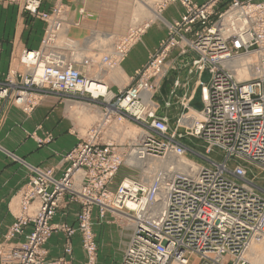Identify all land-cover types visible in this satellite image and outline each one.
I'll return each mask as SVG.
<instances>
[{
    "label": "built area",
    "instance_id": "built-area-1",
    "mask_svg": "<svg viewBox=\"0 0 264 264\" xmlns=\"http://www.w3.org/2000/svg\"><path fill=\"white\" fill-rule=\"evenodd\" d=\"M171 2H180L185 7L181 19L168 25L173 36L160 44L144 68L136 71L133 83L109 104L100 121L86 129L87 139L67 152L64 160L68 165L62 176L56 178L53 168L29 166L31 176L21 190L20 212L11 231L7 232V238L24 234L26 240L12 264H42L46 254L44 244L56 231H62L66 241L80 232L87 264H95L97 246L91 230L94 206L100 216L106 212L116 213L132 225L121 264H249L244 255L264 220V194L258 193L256 185L246 178L245 168L241 165L229 168L227 160L235 157L264 170V93L257 90L255 83L236 80L219 61L239 52L256 51L264 56V3L234 0L215 23L208 24L213 0L204 4L192 0H159V7ZM40 3V0H27L25 10L42 18L49 17L38 11ZM60 26L59 19L52 18L41 47L23 49L22 66L26 65V52L32 51L35 55L33 65H29L31 71L19 74L26 76L23 82L10 76L8 82L0 81V102L8 99L10 104L30 112L38 98L48 92L86 93L90 92V82L99 83L70 66V62L63 61L64 56L59 51L62 47L55 44ZM140 33L138 28L131 31L116 44V52L123 56ZM189 33L194 34V39L187 37ZM176 34L180 41L175 38ZM176 44H180L182 53L188 49L195 51L197 58L192 64L199 75L208 73L207 82L198 81L200 106L190 108L188 100L183 104L188 112L193 108L198 116L183 113L177 125L205 139L207 147L223 149L225 159L215 166L197 164L189 171H164L165 175L147 184L137 181L127 182V185L122 181L115 192H110L107 183L131 153L144 148V154L138 157H161L165 152V155L171 152L179 155L185 151L174 134L164 143L146 133L136 142L135 151L130 147L119 150L115 142L102 144L101 138L107 123L111 122L112 112L117 116V112L129 111L136 118H149L151 131L166 132V121L155 117V110L151 113L141 93L152 91L157 80L165 75V58ZM46 48H50L51 53L45 52ZM120 58L114 55L103 61L113 64ZM40 65L43 69L45 65L48 77L39 76ZM13 75L18 76L15 72ZM28 75L31 76L28 78ZM130 106L139 109L131 111L127 108ZM183 122L189 126L181 124ZM65 193L70 201L78 200L81 204L76 215L77 227L52 223ZM125 198L134 202L135 208L126 206ZM154 205H160L157 214L151 213ZM29 226V231L25 232ZM64 251L71 254L69 243ZM2 253L3 248H0V255ZM53 264L72 263L68 258H61Z\"/></svg>",
    "mask_w": 264,
    "mask_h": 264
},
{
    "label": "crops",
    "instance_id": "crops-1",
    "mask_svg": "<svg viewBox=\"0 0 264 264\" xmlns=\"http://www.w3.org/2000/svg\"><path fill=\"white\" fill-rule=\"evenodd\" d=\"M104 1L43 0L40 9L49 11L57 2L63 3L67 8L66 35L78 40L80 49L83 48L88 52L94 44L102 46L99 41H91L90 38L100 34L109 38L113 34L116 35L117 31L121 32V20L117 23L115 14L108 13V6ZM201 1L204 0H199ZM182 11L183 8L179 4H170L162 11V17L170 22L179 18ZM44 28L43 20L24 12L18 0H0L1 73L8 71L9 60L13 61L15 57H18L22 49H36L40 46ZM166 33L165 23L151 22L140 40L133 45L118 66L114 68L104 66L105 68H102L97 76H104L103 81L108 89L115 93L129 86L135 71L146 63L149 54ZM106 44V47H110L114 43L108 41ZM196 55L192 49H188L183 54H180L177 49L169 52L165 59V77L157 83L152 96L159 107L168 105L167 102L170 100L177 104L180 100L179 96H188L189 104L192 103L195 107L200 106V101L194 102L193 97L198 89L200 76L203 74L195 75L190 68L191 60ZM195 76H198V79ZM90 102L92 100H77L76 96L72 95L48 94L34 107L29 116L15 106H8L5 102L0 105V242H7L6 233L15 221L19 209L18 192L27 181L28 166L52 167L56 178L62 176L67 166V162L63 160V154L78 142L81 136L79 128H82L86 115L89 114L90 109L92 110ZM101 104L93 103L100 110L102 109V113L109 108V102ZM178 108L174 110L175 113L177 111L179 113L180 108ZM165 114L166 112L162 115L167 117L168 115ZM32 132L35 133L34 137L28 135ZM47 133L50 134L51 140L38 145L36 137H43ZM66 198L60 203L52 223L75 226L79 205ZM91 228L97 246L96 264H121L132 232L131 223L112 212H106L100 216L98 209L94 207L91 213ZM29 229L30 226L25 232ZM24 239V234L14 238L20 241ZM65 243L71 246L72 264H82L78 232L74 233L68 241L62 231L52 233L45 243L47 257L69 259L70 255L65 254L64 251ZM3 261L4 259H1L0 264H4Z\"/></svg>",
    "mask_w": 264,
    "mask_h": 264
},
{
    "label": "rangeland",
    "instance_id": "rangeland-1",
    "mask_svg": "<svg viewBox=\"0 0 264 264\" xmlns=\"http://www.w3.org/2000/svg\"><path fill=\"white\" fill-rule=\"evenodd\" d=\"M26 1L27 0H18L22 10L24 12L30 14L33 17H36V18H39V19L43 20V22L45 23V28H44V32H43V37H42L41 43H42L44 37L46 36V32H47V29H48V26H49V23H50L51 19L52 18L57 19V20L59 19V24L61 23V26H60L59 31L57 33V36H56V39H55V41H56L55 44L58 47H62V48L59 49V51L64 56V60L63 61H66L67 63L70 62V66H72L73 68H76L81 73L85 74L87 78H91V79H93L95 81L99 80L101 82L100 84H103L104 86L106 85V83L103 81V80H105L104 76H97L99 71H101L102 68H105L104 66H108L110 68H114L115 66H118V64L126 56V54L133 47V45H135L140 40V38L142 37V34L144 33L145 29L149 26V24L151 22L160 21L162 23H165V25L167 27V33L158 42V45L156 46V48L149 54L147 61L149 60V58H150V56L152 54H155V52L157 51V49L159 48V46H160V44L162 42H164L166 40L168 41V39L173 36V34L169 30V26L168 25L170 23L172 24V22H174V21H179L181 19L182 14L185 12V7L180 2H175L176 4H179L180 6H182L183 11L180 14L179 18L168 22L167 20H165L162 17V11L168 5L175 4V3H167L164 6L159 7V0H146V2L150 1L151 3H153V5L156 7V10L159 13V16H161L160 18L152 19V18H147L148 17L147 15L141 14L140 12H138V10L135 11V7L133 6L135 0H123V1L122 0H105L104 3H106L107 6H108V8H107L108 13L112 12L113 15L115 14L117 23H118L119 20H121V25H120L121 26V30H120L121 32L117 31L116 35L113 34V35L109 36V38H107L106 36H102L101 34L90 38L91 41H95V42L99 41L100 44H102V46H99L98 44H94L92 49L87 52L83 48L80 49V47L78 45V40L76 41L75 39H72V38L68 37L65 34V31L63 32V30H62V29H64V30L66 29V13H67V8L65 7V5L63 3L57 2L56 4L53 5L51 10H49V11L41 10L40 6H39L38 11L42 12L43 14H45L47 16H49L51 18L50 19L49 17H47V18L43 17L42 18L39 15H36V14L33 15L30 12H28L27 10H25ZM40 1L42 2L43 0H40ZM160 1H162V0H160ZM192 1L197 3V4H204V3H208V2H210L212 0H204V1H201V2H199V0H192ZM213 1H214V3H213L214 5L212 7L213 13L209 17L208 24L215 23L218 20L219 14L221 12H223L224 10H227L228 7L230 6V4L233 3L234 0H213ZM240 1H249V2H254V3L263 2L264 3V0H240ZM40 5H41V3H40ZM52 13H53V16H50V14H52ZM137 28L141 29V33L137 34L138 37L136 38V40L131 45L128 46V48H127L126 52L123 54V56H121L120 52L118 53L119 56H117L116 50L118 51V48H115V47H117L116 44L118 42H121V40L123 38H125L126 36H129L130 32L134 31ZM61 32H63L64 36L63 35L60 36ZM187 37L190 40H192V39H194V34L193 33H189V34H187ZM175 38L178 39V41H180L179 38H178V34L175 35ZM108 41L113 42L114 44H112V46H110V47H106V45H107L106 43ZM41 43H40V46L38 48L41 47ZM0 48H1V43H0ZM38 48H36V49H38ZM172 49H177L180 54H183L181 52V50H180V44L174 45L169 50V52ZM254 49H257V48H254ZM32 50H34V49H32ZM22 51H23V49L21 50L19 56L15 57L13 61H12V59L9 60V62L7 64V68H9V69H8L7 72H5V73H1L0 72V81L1 82H4V83L8 82L9 81L8 80L9 76H10V78H14V80H16L18 82H21V81L23 82V80L25 79L26 76H21V75L25 74L27 71L28 72L26 74H28L31 71V70H29V68H30L29 65L26 64V65L22 66V61H21ZM44 51L51 53V49L50 48H46ZM169 52H168V54H169ZM250 52L252 54H250L247 57L250 59V68L252 69V72H253L252 76L249 77V78L240 80L237 76H235L233 71H231V72L234 74V77L237 78V80H239L241 82H246V81L248 82L249 81V82L257 84L258 85L257 86V90L264 93V67H263L264 60L261 59V58L259 59V57L257 56L258 53L254 52V51L253 52L250 51ZM241 53H243V56L242 57H241V55H240V57L238 56V59H242V58L245 57V55L249 54L248 52H247V54L244 53V52H239L238 54H241ZM113 54L116 57H122V58H120L121 60H118V61H116L113 64H108L107 62L103 61L106 57L114 56ZM195 58H197V55H196ZM194 59L191 60L190 68L193 70L195 75L197 74L199 76L198 70L192 64V61ZM147 61L141 67H139L137 70H140V69L144 68L146 66V64H147ZM233 61L236 62V60H233ZM63 63L65 64V62H63ZM230 66H231L232 69H236L232 65H230ZM43 67H44V69L46 68L45 65H43ZM164 68L166 70L165 61H164ZM34 71H36V70H34ZM136 71H135V74H136ZM14 72L18 76L13 75ZM235 72H236V70H235ZM19 74H21V75H19ZM202 74L203 75L200 76L201 80L204 81V82H207L208 73L207 72H203ZM29 76H31V75H28L27 77L29 78ZM198 76H195V77H197V79H198ZM134 77L135 76H133L132 78H134ZM164 77H165V75L157 80L156 86H157V83ZM133 81H132V83H133ZM129 86L121 88L117 93H115V92H112L110 89H108V87L106 85L105 92L103 93L104 95L103 94H99L96 97H93L90 92H86V93L78 92V93H74L72 95V96H76L77 100H81V101H84L86 99H89L90 101L92 100V102H90L91 103L90 106L92 107V110L90 109L89 114L86 115V119H84V121H83L84 124H83L82 128L81 129L79 128L81 136L79 137V140H78L77 143H79L81 140H86L87 139V137L85 136L86 129L91 127V126L96 125L100 121V119L102 118L103 113H105L104 111L101 113L102 109L100 110L99 107L97 105H93V103H98L99 104V102H100V104L101 103H105L106 104L107 102H109V104L112 105L113 102H115L118 99V97H119L118 95H120V92H123V91L127 90L126 88H128ZM156 86H155V88H156ZM155 88L152 91H150V93H151V96H150L151 103H150V101H149V103L145 102L146 101V96L143 97V103L145 102L146 104H148L150 106L151 113L155 110V112H154V116L155 117L161 118V119L166 121V124H167L166 132L164 134H160V133H157V131H151L150 128H149V125H150L149 124V122H150L149 118H136V116L133 115V113H131L129 111H123L124 114H122L120 112H117L118 113L117 116L112 112L111 122L107 123L105 131L103 130V132L101 133L102 134V137H101L102 138V144H107L109 142H115V143L118 144V148H120L119 150H122L124 147H126V148L130 147L132 151L133 150L135 151V149L138 147L136 142L139 140V138L141 136H144L143 135L144 133L152 134L154 136V138H156L158 141L164 142V143L167 141V137H171V135L174 134L175 135L174 136L175 139L178 140L180 143H182L184 145V147H185V151L181 155H177L176 157L184 158V159L190 161L191 163H194L195 166H197V164L206 165V166H215V163H220V162L224 161L225 152L223 151V149H221L218 146L213 147L212 149L207 147L208 143H207V141L205 139H203L201 137H196L195 135H192V134L188 133V132H190V130H188L187 128L179 127L177 125V120L183 113H186V112L188 114L195 113V111L192 110V109H191V111L188 112L186 107L183 105V104H186L188 96H185V97L184 96H179L180 100L178 101L177 104L172 103V101L170 100V101L167 102L168 105H164L163 108H162V106L159 107L158 104L153 100L152 96H153ZM14 90H21V89L20 88H15ZM95 91H97V90H95ZM48 94H56V93H50V92L46 93L36 103V105H38L44 99V97L46 95H48ZM57 95L66 96V95H61V94H57ZM114 95H115L116 98L114 97L111 100V97H113ZM106 99H108V101H106ZM200 100H201V91H200V88L198 86L196 94L193 97V101L196 102V101H200ZM3 102H5L8 106H15V107L19 108L26 116H29V114L32 112V111H30V112L23 111V109H21V107L17 106L16 104H13V103L10 104L8 102V99L2 100V102H0V105ZM82 106H84V105H82ZM193 106L194 105L192 103H190V108L193 107ZM127 108L128 109L132 108V111H137L139 109L136 106L134 108L131 107V106L127 107ZM176 108H178L180 110L179 113H178V111L176 113L174 112V110ZM196 108H198V107H196ZM83 111L85 113V110H83ZM164 112H166V114L168 115L167 117L162 115V114H164ZM177 113H178V115H177ZM80 115L82 116V113H80ZM118 117H120L119 120H118ZM181 124H184L187 127L189 126L185 122H183ZM129 129H130V131L132 133L129 132ZM28 135L31 136V137H34L35 133L32 132V133H30ZM48 138H49V140H47ZM36 140L38 142V145H42V144H45V143L49 142L51 140V137H50V134L47 133L43 137H38L37 136ZM38 140H41V143H39ZM77 143L75 144V146L77 145ZM207 150H208V152H207ZM66 154H67V152L65 154H63V160H64V156ZM165 154H166V152L164 153V156L163 155L161 157L158 156V158L167 157L168 155H165ZM14 158H16V157H14ZM128 158L129 157H127L126 161L118 168L117 172L113 175L111 181L109 183H107L106 188H107L108 191L115 192L116 189L118 188L119 184L125 179H131V180H135V181H138V182H141V183L144 182V184H146V182L149 179V177L152 176L153 173H149L147 175L148 176L147 178L146 177H144V178L141 177L142 175H144V172L140 171L137 167H135V165H132V166L127 165L126 162H127ZM154 158H156V157H154ZM227 163H228V167L229 168H232L235 165H241L243 168H245V170L247 172L246 178L248 180L252 181L256 185L255 188L258 191V193H260V194L263 193L264 194V170H262L261 168H259L255 164L249 163V162L244 161L242 159H237L235 157L229 158L227 160ZM67 165H68V162H67ZM32 166H36V165H32ZM37 167H42L44 169L45 168H48V169L52 168V167H43V166H39V165ZM28 169H29V174H28L27 181L20 187L19 192H18V195H19V209L17 210V214L15 216V220L17 219V216H18V214L20 212V207H21L20 194H21V190L28 183L29 177L31 176V171H30L29 166H28ZM169 169L170 168H168V171H169ZM171 169H170V171H172V172L176 171L174 168H171ZM64 170H63V172H64ZM140 174H142V175L139 176ZM65 197H67L66 199L68 201L71 200L69 198V195L67 193H65V194H63L61 196V198L59 200V206H60V203L63 201V199H65ZM71 202L78 203V205H79V209L76 212V215H77V213L79 212V210L81 208V204H80V202L78 200H74V201L72 200ZM98 214H99V212H98ZM14 222L9 226V228H8L9 232L11 231L12 226L14 225ZM76 225L77 224H75L74 227H77ZM91 230H92V228H91ZM78 233L80 235L81 255H82V258H83L82 264H87V255H86V253H85V251L83 249V246H82L81 233L80 232H78ZM259 234H261V235L264 234V230L262 229V227H260ZM21 235H23V234H21ZM16 236H18V234L17 235H13L10 238H7V233H6L7 242H0V248H3V253L0 255V260L4 259V261H3L4 264H12V263H14L17 260V254H19V248L23 247L26 244V240L25 239L21 240V241L20 240H14V238ZM24 238H25V236H24ZM65 245H66V243H65ZM7 246H8V248H7ZM44 248H45V244H44ZM45 253L46 254L43 255V263L42 264H53L58 259L59 260L61 258L62 259L63 258L66 259L65 257L49 259L47 257V253L48 252H47L46 248H45ZM65 254H66V252H65ZM246 256H247V253L245 254V258L248 261V263L250 264L249 259ZM69 259L71 260V255H70ZM95 264H96V262H95Z\"/></svg>",
    "mask_w": 264,
    "mask_h": 264
},
{
    "label": "bare ground",
    "instance_id": "bare-ground-1",
    "mask_svg": "<svg viewBox=\"0 0 264 264\" xmlns=\"http://www.w3.org/2000/svg\"><path fill=\"white\" fill-rule=\"evenodd\" d=\"M133 6L135 7V11L138 10V12H140L141 14L147 15L148 16L147 18L155 19V18L160 17L158 11L156 10V7L150 1L146 2V0H135ZM62 30H63V32L64 31L66 32V30H64V29H62ZM63 32L60 33V36L63 35ZM24 49H27V48H24ZM254 52H256V51H254ZM116 53H117V56H119L118 55L119 52H116ZM248 53L249 54L246 53L247 55H245V57L242 59H238V56L240 57V55H241V57H242L243 54H235V55H230L229 57L223 58L219 62L221 65H223L228 70L233 71L235 76H237L240 80H243V79L251 77L253 74L252 69L250 68V59L247 57L252 53L251 52H248ZM256 53H258L257 56L259 57V59L260 58L263 59L264 56L260 52H256ZM34 56L35 55L32 54V51L26 52L25 59H26L27 65H30V64L33 65L32 62L34 61ZM233 60H236V62H234ZM230 65H232L236 69H232ZM41 66L42 65H40V68H38V72H40L39 76H41V75L47 76V74H45V69L41 68ZM263 67H264V64H263ZM235 70H236V72H235ZM236 80H237V78H236ZM100 83H101L100 81H99V83L98 82H90L89 90H90L93 97H96L97 95L103 94L105 92L106 86H104L103 84H100ZM95 90H97V91H95ZM144 96H146L145 102L149 103L151 93L149 91L144 90L141 93L142 99ZM39 100H40V98H38V101ZM150 103H151V101H150ZM129 109L132 111V108H129ZM192 110H194V109L192 108ZM193 114L195 116H198L195 113H193ZM129 132H131L130 129H129ZM143 135H146V133H144ZM141 153L144 154V148H141V152L135 151V153H131L128 156L129 158L127 159L126 163L129 166L135 165V167H137L140 171H143L144 175H142V174L139 175V176L142 175L141 177H143V178L144 177L147 178L148 177L147 175L149 173H153L152 176H150L149 179L147 180L146 184L151 183L153 181V179L156 178L157 176H158V178H161L162 175H165L164 171L165 172L168 171V168H170V169L174 168L175 170H180V171H189L190 168H193V169L196 168L194 163H191L190 161H188L184 158L176 157L178 154H176L174 152H171L167 157H162V158H158V156H146V155L143 157H141V156L138 157V154H141ZM179 155H181V154H179ZM154 157H156V158H154ZM170 169H169V171H170ZM127 182L135 183L137 181L131 180V179L123 180L124 184H127ZM134 187H135V185H134ZM124 201H125L126 206H128L129 208H135L136 204L134 202H132L130 199L125 198ZM159 208H160V205H154L152 207L151 213L157 214L159 211ZM260 227H262V229L264 230V220H263L262 225ZM246 253H247L246 257L249 259L250 264H264V234L261 235L258 233L257 237H255L251 241L249 248L246 251Z\"/></svg>",
    "mask_w": 264,
    "mask_h": 264
}]
</instances>
